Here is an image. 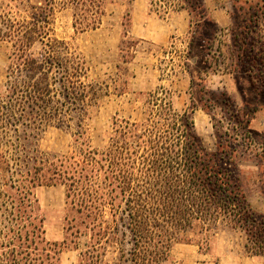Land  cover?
Masks as SVG:
<instances>
[{
  "label": "trees",
  "instance_id": "obj_1",
  "mask_svg": "<svg viewBox=\"0 0 264 264\" xmlns=\"http://www.w3.org/2000/svg\"><path fill=\"white\" fill-rule=\"evenodd\" d=\"M180 1V10L200 22L213 23L204 0ZM25 2L23 7L30 12L21 18L14 9ZM30 2L10 0L0 8V40L12 43L9 76L15 85L10 90L15 99L0 103V209L7 204L13 209L11 226L0 224V264L60 262L59 257L52 263L47 247L57 244L47 241L44 218L34 217L39 227L23 224L28 213L40 212L39 204L34 210L33 191L46 180L45 169L35 158L33 166L13 171L12 163L18 165L19 158L12 154L15 144L7 136V126L17 125L26 108L37 107L39 129L69 128L72 117L66 102L72 103L82 121L86 109L101 97L95 86L83 82L88 79L87 61L72 52L67 42L50 36L52 2L41 0L40 6ZM90 15L85 26L76 19V31L98 28L100 0L93 1ZM37 43L42 49L36 55L31 50ZM241 51L249 59L251 48L243 46ZM247 79L256 89L257 79ZM241 80L246 82L241 77L236 81L245 94ZM260 81L264 86V79ZM122 84L124 94L128 82ZM61 98L66 101L61 103ZM146 108L140 122H114V134L104 151L84 149L83 133L74 134L80 145L70 159L82 175L68 187V200L73 197L70 208L78 216L72 218L69 230L75 229L77 240L91 235L84 249L80 242L74 248L80 250V264H165L176 243L195 242L208 250L211 238L226 227L245 233L253 249L262 251L264 221L255 215L243 190L231 160L235 150L218 142L217 149L209 151L195 131L191 114L177 111L163 87L148 95ZM237 121L245 128L250 123V119ZM107 210L110 219L106 220Z\"/></svg>",
  "mask_w": 264,
  "mask_h": 264
},
{
  "label": "rangeland",
  "instance_id": "obj_2",
  "mask_svg": "<svg viewBox=\"0 0 264 264\" xmlns=\"http://www.w3.org/2000/svg\"><path fill=\"white\" fill-rule=\"evenodd\" d=\"M50 1L54 9L50 36L67 42L72 52L87 61L88 79L83 82L95 86L101 95L96 105L86 109L82 121L72 103H65V109H71L69 128L39 129L41 110L34 107L26 108L21 121L6 129L15 144L12 154L19 158L18 165L12 163L13 171L33 166L35 158L45 169L46 180L33 191L34 210L39 204L40 212L28 213L23 224L39 227L34 217L45 221L46 215L54 232H64L62 242L47 247L52 263L61 260L65 251L75 250L77 242L84 249L91 238L88 233L77 240L75 229L69 230L72 218L78 216L70 208L73 197L68 200V187L82 175L70 159L80 145L74 134L83 133L84 149L106 150L114 122L142 121L148 95L160 87L170 93L177 111L191 114L195 131L209 151H215L218 142L235 150L231 160L243 190L255 215L264 221V86L260 81L264 79V0H204L207 18L213 23L200 22L180 10V0H100L101 23L83 32L76 31L74 23L76 19L83 26L90 23L96 0ZM40 2L31 0L30 4L40 6ZM8 3L0 0V8ZM25 4L14 9V14L27 16L30 9L25 11ZM198 23L203 25L197 28ZM243 46L252 50L249 59L242 55ZM41 49L37 43L31 52L37 55ZM12 52V43L0 40L3 104L15 99L10 93L15 86L9 76ZM239 77L246 80H241L245 94L236 81ZM248 77L257 79L256 89L250 87ZM123 81L128 86L121 94ZM65 101L61 98V103ZM237 118L250 119V123L245 128ZM12 211L9 204L0 209L1 226H11ZM105 218L110 219L109 211ZM76 251L80 264V250ZM73 259L74 254L65 256V264H72ZM165 264H264V248L257 252L245 233L226 227L211 238L208 250L195 242L176 243Z\"/></svg>",
  "mask_w": 264,
  "mask_h": 264
},
{
  "label": "crops",
  "instance_id": "obj_3",
  "mask_svg": "<svg viewBox=\"0 0 264 264\" xmlns=\"http://www.w3.org/2000/svg\"><path fill=\"white\" fill-rule=\"evenodd\" d=\"M42 205V204H41ZM43 207V205H42ZM49 224V219L48 216L45 215V222H44V228H45V237L47 239V241L52 242V243H57V242H62L64 240V235L63 233H60V230H57V232H54V227L53 226H48ZM50 229L53 230V235L50 233ZM69 254H74V259L71 261L72 264H77L78 263V251L76 250H67L62 254L61 260L59 262V264H65V256L69 255Z\"/></svg>",
  "mask_w": 264,
  "mask_h": 264
}]
</instances>
